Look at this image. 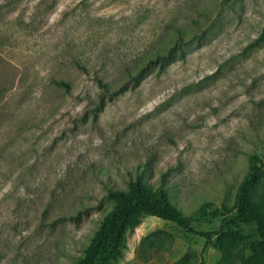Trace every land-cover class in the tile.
I'll return each mask as SVG.
<instances>
[{"label":"rangeland","instance_id":"rangeland-1","mask_svg":"<svg viewBox=\"0 0 264 264\" xmlns=\"http://www.w3.org/2000/svg\"><path fill=\"white\" fill-rule=\"evenodd\" d=\"M0 21L18 68L0 103V264H76L136 173L195 231L234 215L264 156V0H0ZM225 233L146 216L112 264H264L254 225Z\"/></svg>","mask_w":264,"mask_h":264},{"label":"trees","instance_id":"trees-1","mask_svg":"<svg viewBox=\"0 0 264 264\" xmlns=\"http://www.w3.org/2000/svg\"><path fill=\"white\" fill-rule=\"evenodd\" d=\"M174 30L180 32L179 28ZM0 44L5 43L0 39ZM17 75L18 68L0 54V103L14 89ZM54 84L66 91L70 88V84L63 80L54 81ZM263 183L264 156L254 154L250 156L249 170L237 188L234 205L231 209H226L228 214L234 212V215L224 220L217 231L200 232L189 226V220L171 202L163 188L148 187L143 180V172L136 173L128 181L127 189H108L107 197L113 200V207L103 217L76 264L116 262L126 248L127 232L146 216L172 222L206 239L220 233L226 235L225 230L235 225H254L259 240L251 245V251L255 256L264 257V196L256 199L257 186ZM221 239L222 237L218 238L219 243Z\"/></svg>","mask_w":264,"mask_h":264}]
</instances>
